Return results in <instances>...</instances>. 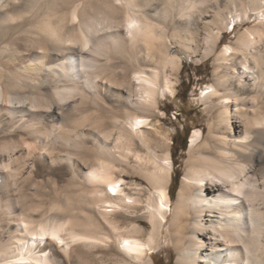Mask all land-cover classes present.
<instances>
[{
    "label": "bare ground",
    "instance_id": "1",
    "mask_svg": "<svg viewBox=\"0 0 264 264\" xmlns=\"http://www.w3.org/2000/svg\"><path fill=\"white\" fill-rule=\"evenodd\" d=\"M178 1L0 0V264H136L108 244L120 238L142 260L166 224L176 264H264V20L217 55L219 116L203 144L193 139L173 206L170 153L162 164L143 152L162 88L174 90L173 49L209 56L219 46L214 0ZM197 9L182 32L178 20ZM163 39V64L150 70L138 46ZM135 157L171 210L153 214L148 238L117 208L143 201L120 194Z\"/></svg>",
    "mask_w": 264,
    "mask_h": 264
},
{
    "label": "rangeland",
    "instance_id": "2",
    "mask_svg": "<svg viewBox=\"0 0 264 264\" xmlns=\"http://www.w3.org/2000/svg\"><path fill=\"white\" fill-rule=\"evenodd\" d=\"M250 1L251 0H214V2L209 5V8L219 10L220 13L225 16L224 20L219 21L222 32L218 38L219 46L216 52L209 56H203L202 49H200L196 55L193 53L189 55L185 54L178 47L172 51V55H177L182 59L180 67L172 70L171 72L172 79L174 81V90L171 91L165 87L162 88V93L160 94V108L157 109V115L150 117L148 123L144 126L147 130L143 131L147 133L146 131L149 130V135L154 137L151 143L153 147L149 150L147 147L144 148L143 152L144 154L146 153L145 155L150 154L151 158L159 161V163L167 164L168 161L165 154L167 152L170 153L169 163L171 164V179L168 184V191L172 200V206L177 198L181 180L186 170V161L190 155L193 139L198 145L203 144L205 142V139H202L203 136L208 133L212 123L217 120L219 116V110L217 108L221 105V102L218 99L219 94H217V98L214 97V100L210 98L211 92L216 89L215 72L219 65L217 55L223 48L226 47V45H234L242 33L255 25H260L259 21L264 20V17L261 16V10H264V0ZM178 2V7L184 2L186 4V1L184 0L179 3ZM179 10H177L176 13H178ZM198 10L199 9L196 10L195 15H190V13L187 15L184 13L185 16L183 17V20H178V23L180 22V26L184 27L182 32L187 30L186 28L188 27L191 28L190 26L195 27V24L197 25V20L199 18ZM142 13V11H140V14L138 13L139 16H141L140 18H145ZM255 14L259 16V19L258 16H255ZM187 16L191 17L188 18ZM185 17H187V19L184 20ZM152 21L156 23L157 28L162 27L161 23L155 20ZM171 23L173 24V20ZM234 23L238 24H235L236 27L232 28ZM171 26L173 29L174 25H170V27ZM170 29L171 28H168L167 33L172 31H170ZM213 31L216 33L218 28L215 27ZM208 33L209 31L204 32V34ZM167 40L168 39H163L159 42V47L157 46L155 49H149L144 42L139 44V57L143 62H148L147 65H145L146 68L150 70L161 68L160 66L163 64V56L166 46V44L164 45L163 43H167ZM157 65H159V67ZM187 129L190 130V133L186 141L185 133ZM156 137H158L157 141ZM199 137L201 138L200 140H198ZM155 146L156 151L154 149ZM133 160L134 161L131 162V166L133 167L134 172H132L134 173V176L136 175L138 177L132 176L131 172L122 173L124 174V181L122 180L121 187L124 190H121L120 194H129L132 196L141 195L143 201L137 207H129L127 205L120 204L117 208L121 214L120 216H122V218L125 216V219H123L126 221V224L130 225L136 223L138 225L145 226L146 233L143 237L148 238L153 229L152 216L153 214L160 215V209L162 207L159 204L158 190L152 185L149 179L150 176L148 171L140 168L141 162L137 161L136 157ZM155 165L156 164L153 161L149 163V167L152 169ZM63 172H66V174L68 173L66 168L63 169ZM68 175L69 174H67V176ZM49 179L52 181L51 178ZM59 184L63 186L65 185L62 180H60ZM68 187L69 186L63 190L68 189ZM110 189L111 188L108 187L109 192L111 191ZM51 194L49 195L50 198L53 196V194ZM48 203H51V200H49ZM128 203L132 204L133 202L130 200ZM108 209L111 210L112 207L108 206ZM166 210L169 211L170 214L171 210H168L166 207L162 208V211ZM128 215L132 217V220L127 218ZM134 218H136V220H134ZM169 228V224L163 226L162 232L158 237H156L155 242L151 246L147 247L148 251L142 260L131 258L122 253L123 244L120 243V238L111 240L108 246L112 248V253L117 252L118 255L120 254V256H124L129 261L131 260V262H135L136 264H176L177 252L169 235ZM58 243L59 249L63 250L62 244L64 243ZM99 255L102 254L100 253ZM96 264H115V262L108 258H97Z\"/></svg>",
    "mask_w": 264,
    "mask_h": 264
},
{
    "label": "trees",
    "instance_id": "3",
    "mask_svg": "<svg viewBox=\"0 0 264 264\" xmlns=\"http://www.w3.org/2000/svg\"><path fill=\"white\" fill-rule=\"evenodd\" d=\"M189 133H190V130L187 129L186 130V133H185V140L187 141L188 137H189Z\"/></svg>",
    "mask_w": 264,
    "mask_h": 264
},
{
    "label": "snow or ice",
    "instance_id": "4",
    "mask_svg": "<svg viewBox=\"0 0 264 264\" xmlns=\"http://www.w3.org/2000/svg\"><path fill=\"white\" fill-rule=\"evenodd\" d=\"M56 237H55V235H53V239H55Z\"/></svg>",
    "mask_w": 264,
    "mask_h": 264
}]
</instances>
